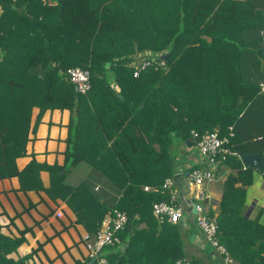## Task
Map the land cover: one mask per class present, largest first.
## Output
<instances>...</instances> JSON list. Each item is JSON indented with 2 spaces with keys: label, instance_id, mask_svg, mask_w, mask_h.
I'll list each match as a JSON object with an SVG mask.
<instances>
[{
  "label": "trees",
  "instance_id": "16d2710c",
  "mask_svg": "<svg viewBox=\"0 0 264 264\" xmlns=\"http://www.w3.org/2000/svg\"><path fill=\"white\" fill-rule=\"evenodd\" d=\"M142 51L169 54L165 69L150 66L133 77L129 63ZM72 67L88 71L90 87L83 94L67 78ZM260 82L264 0H0V180L15 177L20 191L59 198L90 236L107 211H123L127 220L117 233L122 247L102 250L108 264H203L184 250L188 227L158 221L151 205L169 200L161 183L174 180L176 143L193 146L191 132L215 130L238 156L217 158L229 171L218 203L206 212L231 263L264 264L262 209L245 216V189L255 168L239 160L254 147L248 141L264 152ZM257 105L260 113H252L253 125L246 128V112ZM53 109L69 114L63 164L31 158L18 169L29 133ZM81 161L90 168L87 180L66 184V165ZM41 169L48 172L46 187L39 182ZM26 232L31 228L16 235L0 231V264H27L41 250L36 242L24 255L8 256ZM205 257L219 264L210 251ZM74 264L94 262L86 257Z\"/></svg>",
  "mask_w": 264,
  "mask_h": 264
},
{
  "label": "crops",
  "instance_id": "0c3cea01",
  "mask_svg": "<svg viewBox=\"0 0 264 264\" xmlns=\"http://www.w3.org/2000/svg\"><path fill=\"white\" fill-rule=\"evenodd\" d=\"M36 111V109L33 110L32 118ZM68 118L69 114L65 109L44 111L35 130L28 135L29 139L25 147V156L16 159L17 168H23L31 158H34L37 163L61 166L64 162ZM256 136L258 138L259 134ZM178 146L183 148L186 158L174 157V180L170 192L177 196L176 202L181 203V199H183L187 202V207H189L190 200L193 201L194 198L195 188L193 186H183L181 180L182 172L192 165L200 168L206 167V165L200 161L195 148L186 143V141L178 144ZM255 147L248 149L247 153H256ZM89 169V166L83 161L74 165H66L64 182L74 186L82 180H87ZM228 171L229 169L226 165H218L213 170V180L203 187L208 196L209 204L213 208L218 203L222 182ZM258 172L261 173L258 169L253 170L255 177L259 175ZM38 178L41 186L46 187L48 185L49 176L45 169L38 171ZM95 182L94 189H97L100 186V180ZM18 185V180L15 177L0 180V231L4 234L16 235L18 229L26 226L31 228V232L24 234L25 241L17 247L15 252L10 253L8 256L16 258L24 255L31 248L36 247V242H39L42 243L41 250H37L27 260V264H46V258L51 260L52 264H74L76 260L86 258V251L81 240L83 233L86 231L80 224L74 222L75 217L65 203L59 198L49 199L41 190L20 191ZM261 188L264 189V181L261 184ZM29 203L34 204V207L25 211ZM250 204L251 207L248 213L250 216L256 214L259 208L262 209L256 200H252ZM249 205H247V208ZM56 212H60V215L56 216ZM9 218H11V222ZM188 219L191 220L190 222L194 226L193 217L187 215L172 224H181L186 228L189 226ZM186 237H188V240L185 242L186 239H184V250L189 253H191V250H197V252L205 250L206 252L207 249L204 242H202L203 238L196 227L193 231L188 230ZM46 238H48L47 241ZM116 245L119 248L122 247L120 241ZM209 249L212 252L210 254L214 255L212 248L210 247ZM204 259L208 260L207 258Z\"/></svg>",
  "mask_w": 264,
  "mask_h": 264
},
{
  "label": "built area",
  "instance_id": "2783aa9c",
  "mask_svg": "<svg viewBox=\"0 0 264 264\" xmlns=\"http://www.w3.org/2000/svg\"><path fill=\"white\" fill-rule=\"evenodd\" d=\"M164 53L142 51L132 57L129 65L132 67V76L136 77L141 71L146 70L150 66L153 69H165V60L161 58ZM66 75L69 81L73 84L74 90L80 94L85 93L89 87V74L86 69L80 67H72L66 70ZM260 90L264 91V82L259 84ZM194 138L193 147L206 167L190 168L182 174V184L184 187L193 186L195 188L193 193V202L195 203L196 213L191 214L187 210V202L181 199V203L176 202L177 196L170 192L173 184L172 178H164L161 187L169 190L168 201H156L151 205L152 213L157 217L158 221H165L167 223H176L184 216H192L194 226L200 232L203 241L208 244L214 254L218 256L219 264H230L231 259L228 256L225 248L218 242L216 233V221L214 217H210L206 208L209 204L208 196L203 190V187L211 182L214 178L213 170L219 165L218 157L223 159L226 155H237L230 151L224 145L227 140L225 137H219L217 132L207 131L201 135L191 132ZM238 156V155H237ZM143 187V190H147ZM60 212H56L59 216ZM127 220L126 214L123 211L113 209L107 211L100 220L97 230L90 236L84 233L81 237L83 247L86 251V257L94 262V264H108V261L102 250L106 246L118 244L119 238L117 233L123 228ZM173 264H188L186 259H177Z\"/></svg>",
  "mask_w": 264,
  "mask_h": 264
},
{
  "label": "rangeland",
  "instance_id": "374dc122",
  "mask_svg": "<svg viewBox=\"0 0 264 264\" xmlns=\"http://www.w3.org/2000/svg\"><path fill=\"white\" fill-rule=\"evenodd\" d=\"M260 110H261L260 105H257V106L251 108L249 111L246 112V114H247L246 121H245V127L246 128H249L252 125V120H253V114L252 113L253 112H259L260 113ZM254 133H255V130L253 128L252 132L249 136V139L254 138V136H255ZM244 139L246 140L247 138H244ZM257 144L258 143L255 141L254 142L248 141L246 146L250 145L252 147L253 145L256 146ZM171 153L174 157H178L180 159H183L184 157L186 158V155L184 156L183 148L181 146H178L177 143H176V146H174L173 149H171ZM254 172H257V171H254ZM258 174L259 175H257L256 177L254 176V174L252 175V177H253L252 183L248 187H246V189H245V200H246L247 205H249V203L252 200H256L257 204L262 207V214L260 216V220L262 221L264 219V189L261 188V184L264 181V174H261L259 172H258ZM190 221H191L190 219L187 220V222L189 224L188 230L193 231L195 226H193V224H191ZM202 242H204L205 247H206L207 251L209 252L210 247L205 243V241H202ZM191 254L194 255L195 257L199 258L201 263H203V264H208V260H209L210 264H217V261L214 258H212V259L210 258L208 260L204 259V258H206L205 257V250L200 251V252L199 251L197 252V250H191ZM188 258L189 257H187V259ZM217 258H218V256H217Z\"/></svg>",
  "mask_w": 264,
  "mask_h": 264
},
{
  "label": "water",
  "instance_id": "95a60500",
  "mask_svg": "<svg viewBox=\"0 0 264 264\" xmlns=\"http://www.w3.org/2000/svg\"><path fill=\"white\" fill-rule=\"evenodd\" d=\"M169 54H164L161 56V58L163 60H166ZM264 156V152H256L253 154H242L239 156V160L241 162V164L243 166H250L253 167L255 169L260 170L262 173H264V165L261 161V157ZM251 204L249 205V207L246 209L245 211V216L248 215L249 210H250ZM187 210L190 211L191 214H195L196 213V208H195V203L190 200V206L187 207ZM212 253V252H210Z\"/></svg>",
  "mask_w": 264,
  "mask_h": 264
},
{
  "label": "clouds",
  "instance_id": "9594fccd",
  "mask_svg": "<svg viewBox=\"0 0 264 264\" xmlns=\"http://www.w3.org/2000/svg\"><path fill=\"white\" fill-rule=\"evenodd\" d=\"M213 251V250H212Z\"/></svg>",
  "mask_w": 264,
  "mask_h": 264
}]
</instances>
